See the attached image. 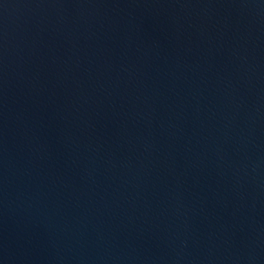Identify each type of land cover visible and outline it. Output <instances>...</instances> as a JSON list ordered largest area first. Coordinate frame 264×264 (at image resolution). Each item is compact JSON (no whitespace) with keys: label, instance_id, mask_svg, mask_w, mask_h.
<instances>
[{"label":"water","instance_id":"water-1","mask_svg":"<svg viewBox=\"0 0 264 264\" xmlns=\"http://www.w3.org/2000/svg\"><path fill=\"white\" fill-rule=\"evenodd\" d=\"M0 264H264V0H0Z\"/></svg>","mask_w":264,"mask_h":264}]
</instances>
